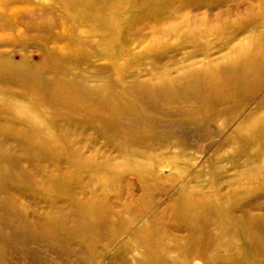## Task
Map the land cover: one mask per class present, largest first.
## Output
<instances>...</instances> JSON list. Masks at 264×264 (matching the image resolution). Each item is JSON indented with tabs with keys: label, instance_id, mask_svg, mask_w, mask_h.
Instances as JSON below:
<instances>
[{
	"label": "rangeland",
	"instance_id": "obj_1",
	"mask_svg": "<svg viewBox=\"0 0 264 264\" xmlns=\"http://www.w3.org/2000/svg\"><path fill=\"white\" fill-rule=\"evenodd\" d=\"M185 182L264 264V0H0V264H141L155 227L185 246Z\"/></svg>",
	"mask_w": 264,
	"mask_h": 264
},
{
	"label": "bare ground",
	"instance_id": "obj_2",
	"mask_svg": "<svg viewBox=\"0 0 264 264\" xmlns=\"http://www.w3.org/2000/svg\"><path fill=\"white\" fill-rule=\"evenodd\" d=\"M17 111L18 113L21 112V114L25 113L23 108H20ZM29 116L30 115H28V117ZM29 119L32 121L34 120L32 117H29ZM36 120L38 124L45 125L43 121H40L38 118H36ZM122 168L128 170L135 168L137 171L140 170L139 165L133 167V165L129 163L126 165H121L120 170ZM192 177L193 181L197 183L201 179V173H195ZM155 179L157 180L155 181L157 183L159 180L157 175H155ZM178 181L179 178L174 177L170 181V187H166L170 189L174 187L175 183ZM189 186V182H185L177 189L170 199L171 203H175V206H173L172 209L177 211L179 214L183 213V216L185 215V220L187 218L185 222L187 223L188 232L184 235H181L186 245L181 246L179 244L180 242L177 241H165V237L163 235H168V237L172 238V233H168L165 228L162 229L155 227V230L157 229V233L159 234V244L157 245L156 243L152 242L151 239L147 238L143 248L146 251L148 250L152 256L138 262H141V264H260V261L255 258H252V260L249 259V242L241 244L234 242L233 234L236 233V235L244 236L242 231L239 229V226L236 223L224 221L223 218L220 217L223 212L233 214L235 211V208L229 205L228 202L223 203L220 200L227 195L222 194L220 189L218 191H212L211 193H208L201 184L191 187ZM166 211L167 208L165 207L164 212ZM209 213H214L218 216L207 217ZM57 218L58 217L53 219ZM184 219L180 218L182 221H184ZM171 227H173L175 231L181 232L182 226L180 224L172 225ZM196 231H198L196 234L197 239L194 241L192 237H194L193 234H195L194 232ZM109 237L110 236L108 235V238ZM205 237L209 239V245L206 247V249H203V247L200 246V248L198 246L197 240L203 241ZM115 241L116 240L113 241V244H111L109 241L105 246L102 247L104 250L108 249L109 247H111V250L113 248L115 250V253L113 254L114 257H117L121 251L130 247V244L128 243H123L121 246H118L117 241L116 243ZM173 242L176 244H173ZM194 242L196 243V249L193 251L192 246L194 245ZM183 248H186V250ZM210 249L213 251H209ZM219 250L220 252L222 251L224 253L216 254V251L219 252ZM207 254L210 255L207 256ZM97 256V254L92 255V263L97 261ZM119 264L131 263L129 262V259H122L121 263Z\"/></svg>",
	"mask_w": 264,
	"mask_h": 264
}]
</instances>
